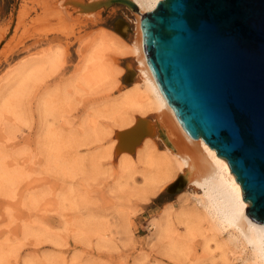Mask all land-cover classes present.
Wrapping results in <instances>:
<instances>
[{"label":"rangeland","instance_id":"374dc122","mask_svg":"<svg viewBox=\"0 0 264 264\" xmlns=\"http://www.w3.org/2000/svg\"><path fill=\"white\" fill-rule=\"evenodd\" d=\"M39 1L0 0V264L255 262L253 243L207 210L203 188L186 181L173 158L169 167L144 159L148 150L167 154L158 133L156 144L133 151L131 165L114 150L127 118L154 119L123 102L141 82L137 61L111 51L107 73L92 81L82 67L88 39L101 32L131 43V9L77 2L83 13L100 10L99 18L74 21L66 34L50 30L60 19ZM118 18L129 22L124 36L115 30ZM22 64L26 72L18 75ZM129 66L134 79L126 77Z\"/></svg>","mask_w":264,"mask_h":264},{"label":"water","instance_id":"95a60500","mask_svg":"<svg viewBox=\"0 0 264 264\" xmlns=\"http://www.w3.org/2000/svg\"><path fill=\"white\" fill-rule=\"evenodd\" d=\"M141 30L183 128L227 158L247 213L264 223V0H159Z\"/></svg>","mask_w":264,"mask_h":264},{"label":"bare ground","instance_id":"6f19581e","mask_svg":"<svg viewBox=\"0 0 264 264\" xmlns=\"http://www.w3.org/2000/svg\"><path fill=\"white\" fill-rule=\"evenodd\" d=\"M131 1L136 4V7L122 2L131 9L134 15V35L131 38V43L126 44L119 37L117 40H113L110 36L105 35V32H101L99 37L90 38L88 39L89 42L86 41L87 45L85 46L89 50L84 55L85 63L82 67V73L84 72L82 77L86 78L87 81H92L100 77L103 72L107 73L109 64L106 60L112 58L108 56L111 51L113 53H130L137 61V70L141 82L135 85L133 90L130 89L126 92L123 102L127 107L142 113L152 111L154 119L152 120L144 114H134L127 118L125 121L127 126L116 131L117 138L114 150L122 152L127 164L131 165L133 163V151H139L140 143L144 146L156 144L157 141L153 139L152 135L158 133L157 135L167 147V154L157 155L156 152L152 151V153L148 150L144 151V159L151 163L157 162L161 167H169L171 165L170 160L173 158L182 169L186 181L203 188L202 200L207 210L215 212L222 225H234L239 228L245 240L253 243L256 260L251 264H264V223L255 221L247 213L246 206L250 205V202L243 199V189L227 158L218 154L217 150L210 146L202 136L193 137L185 131L160 90L148 64L144 51L141 20L147 11L153 10L157 6L159 0ZM39 2H42L43 9H46L48 15L51 14L60 19L50 29L52 31L71 34L74 31V21L76 23L96 22L99 18L100 10L83 13L81 9L74 6L77 2L84 4V0H68L65 4L66 7H63L61 3L53 4L49 0H40ZM102 4L108 5L111 4V1L105 0ZM71 8L72 10H70ZM26 12L23 13L26 14ZM115 30L119 35L124 36L129 31V22L124 18H118ZM48 58L53 66L57 65L60 60L58 54L49 55ZM25 72V65L22 64L17 69V74L23 75ZM135 74L136 71L130 67L126 77L134 79ZM27 77L25 76V78ZM148 178L155 182L163 181L165 177L156 179V176L149 175ZM177 180L178 176L174 179L172 188L176 186ZM167 221H170V217L167 218Z\"/></svg>","mask_w":264,"mask_h":264}]
</instances>
